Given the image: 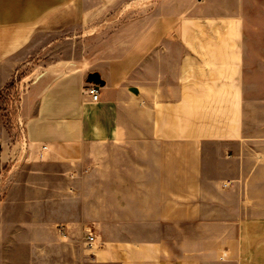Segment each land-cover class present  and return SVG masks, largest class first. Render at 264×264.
I'll list each match as a JSON object with an SVG mask.
<instances>
[{"label": "crops", "instance_id": "crops-1", "mask_svg": "<svg viewBox=\"0 0 264 264\" xmlns=\"http://www.w3.org/2000/svg\"><path fill=\"white\" fill-rule=\"evenodd\" d=\"M89 1L111 0H0V168L13 146L1 94L33 63L13 171L31 170L46 192L49 178H66L49 217L32 213L19 236L33 247L29 264L37 225L76 248L70 264H264V51L252 73L242 14L201 4L147 27L140 55L111 60L108 80L96 71L105 85L93 103L84 93L93 72L50 70L38 56L49 50L39 38L97 14ZM91 157L102 163L86 171ZM9 257L0 248V264H17Z\"/></svg>", "mask_w": 264, "mask_h": 264}, {"label": "rangeland", "instance_id": "rangeland-1", "mask_svg": "<svg viewBox=\"0 0 264 264\" xmlns=\"http://www.w3.org/2000/svg\"><path fill=\"white\" fill-rule=\"evenodd\" d=\"M87 3L99 7L96 15L90 16L79 27L49 35V38L38 39L39 46L49 43L48 52L39 48L38 56L47 54L45 56L46 60L49 59L50 70L63 64L71 69L99 71L108 80L111 60L125 57L132 52L135 56L140 55V49L135 47L141 42L142 33L147 27L151 31H157L159 25L199 8L201 4L207 7H229L242 14L246 40L250 46L252 73L258 67L252 58L264 51L259 48L264 45V0H111ZM35 65L24 64L1 94L7 137H11L13 146L20 137V126L17 122L23 121L22 96L29 88L28 76L35 69ZM13 146H9L12 153L10 161L0 168V204L5 203V222L0 224V248L4 250L7 258L14 256L17 264H29L33 258V247L27 245V240L19 239V236H29L26 223L32 218V213L37 214L39 219L49 217L46 202L61 200L66 178L65 174L56 180L49 178V192L44 191L46 181L42 177L33 175L29 169L19 168L13 171V166L18 161L17 155L22 152L21 148L14 150ZM100 163L102 162L94 161L91 157L82 168L91 170ZM50 234L48 228L37 225V264L72 263L77 255L76 248L69 250L62 243L56 246L54 241L43 238Z\"/></svg>", "mask_w": 264, "mask_h": 264}, {"label": "built area", "instance_id": "built-area-1", "mask_svg": "<svg viewBox=\"0 0 264 264\" xmlns=\"http://www.w3.org/2000/svg\"><path fill=\"white\" fill-rule=\"evenodd\" d=\"M85 96H87L91 102L93 103H97L100 101L101 98V86L96 85V84H91V83H87V86L85 87ZM19 124V129H20V139L23 142V145L26 144V140H25V127L23 124V121H18L17 122ZM44 149H46V147H44ZM95 241V237L93 236L92 233H89L87 236V244L89 246H92L94 244Z\"/></svg>", "mask_w": 264, "mask_h": 264}, {"label": "water", "instance_id": "water-1", "mask_svg": "<svg viewBox=\"0 0 264 264\" xmlns=\"http://www.w3.org/2000/svg\"><path fill=\"white\" fill-rule=\"evenodd\" d=\"M87 83L96 84L99 86L105 85V81L101 78V75L98 72L90 73L87 78ZM131 91L136 94L138 93V90L136 88H131ZM0 157H1V146H0Z\"/></svg>", "mask_w": 264, "mask_h": 264}]
</instances>
